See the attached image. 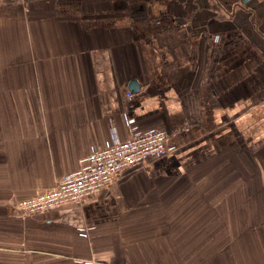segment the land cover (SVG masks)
<instances>
[{"label": "crops", "instance_id": "1", "mask_svg": "<svg viewBox=\"0 0 264 264\" xmlns=\"http://www.w3.org/2000/svg\"><path fill=\"white\" fill-rule=\"evenodd\" d=\"M127 118L175 150L15 210ZM0 264H264V0H0Z\"/></svg>", "mask_w": 264, "mask_h": 264}, {"label": "built area", "instance_id": "2", "mask_svg": "<svg viewBox=\"0 0 264 264\" xmlns=\"http://www.w3.org/2000/svg\"><path fill=\"white\" fill-rule=\"evenodd\" d=\"M127 124L134 133L130 139L93 151L82 159L77 171L58 178L56 185L46 192L18 202L15 210L28 216L54 212L70 205L81 206L86 199L105 190L124 170L146 165L150 160L165 157L175 150L169 145L170 132L167 129L137 131L135 120L129 118ZM89 230L80 227L77 233L86 236Z\"/></svg>", "mask_w": 264, "mask_h": 264}, {"label": "water", "instance_id": "3", "mask_svg": "<svg viewBox=\"0 0 264 264\" xmlns=\"http://www.w3.org/2000/svg\"><path fill=\"white\" fill-rule=\"evenodd\" d=\"M244 2H246L247 0H243ZM136 87V89H135ZM139 86H138V83L136 81L132 82L131 83V90H138Z\"/></svg>", "mask_w": 264, "mask_h": 264}]
</instances>
